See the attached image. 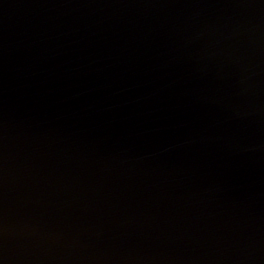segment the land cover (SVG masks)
<instances>
[{"label": "water", "instance_id": "water-1", "mask_svg": "<svg viewBox=\"0 0 264 264\" xmlns=\"http://www.w3.org/2000/svg\"><path fill=\"white\" fill-rule=\"evenodd\" d=\"M0 264H264V0H0Z\"/></svg>", "mask_w": 264, "mask_h": 264}]
</instances>
